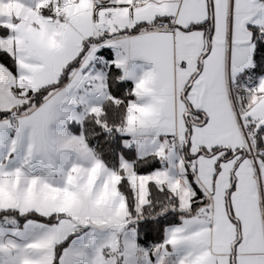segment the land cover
<instances>
[{"label":"snow or ice","instance_id":"obj_1","mask_svg":"<svg viewBox=\"0 0 264 264\" xmlns=\"http://www.w3.org/2000/svg\"><path fill=\"white\" fill-rule=\"evenodd\" d=\"M0 264H264V0H0Z\"/></svg>","mask_w":264,"mask_h":264}]
</instances>
